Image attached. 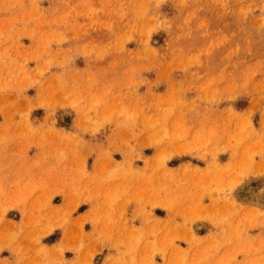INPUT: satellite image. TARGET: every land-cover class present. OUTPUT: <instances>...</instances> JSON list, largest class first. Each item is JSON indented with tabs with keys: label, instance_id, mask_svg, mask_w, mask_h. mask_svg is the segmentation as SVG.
<instances>
[{
	"label": "rangeland",
	"instance_id": "obj_1",
	"mask_svg": "<svg viewBox=\"0 0 264 264\" xmlns=\"http://www.w3.org/2000/svg\"><path fill=\"white\" fill-rule=\"evenodd\" d=\"M65 252L264 264V0H0V264Z\"/></svg>",
	"mask_w": 264,
	"mask_h": 264
},
{
	"label": "crops",
	"instance_id": "obj_2",
	"mask_svg": "<svg viewBox=\"0 0 264 264\" xmlns=\"http://www.w3.org/2000/svg\"><path fill=\"white\" fill-rule=\"evenodd\" d=\"M182 164H184V163H182ZM182 164H180V165H182ZM6 168H8V166L5 167V169H4V175L6 177H8L9 174H10V172H8V170ZM135 207L136 206L133 207V205L130 206V210L126 213V217H127V221H128L127 222L128 223L127 225H129V227H131L132 225L139 226V225H141V223L143 221L142 214H140L138 212L137 208H135ZM90 209H91V206L90 205L82 206L77 211V214L89 213L90 212ZM168 211H169L168 209L166 210L163 207L157 206V207H154V208L150 209L147 214H148V216L150 215L151 218L156 219V220L159 221L160 218H163L164 219L165 217H167V215L170 216L169 213L171 211H169V212ZM86 224L87 223L85 222L84 223V228H87L86 227L87 226ZM52 234H54V232H50L47 235L50 236ZM64 239H65L64 238V233L62 232L59 235L57 234L52 240H50L48 242H44L43 244H45L46 247H51L53 245H58L59 243L63 242ZM7 251H8L7 258L10 260V258H11V251L9 249ZM65 259H66L67 264H73V261L75 259L74 253H67V252H65Z\"/></svg>",
	"mask_w": 264,
	"mask_h": 264
}]
</instances>
